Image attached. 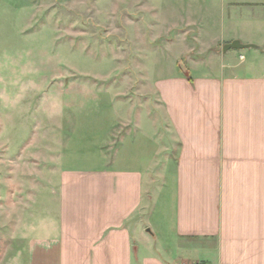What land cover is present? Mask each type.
<instances>
[{"label": "crops", "instance_id": "1", "mask_svg": "<svg viewBox=\"0 0 264 264\" xmlns=\"http://www.w3.org/2000/svg\"><path fill=\"white\" fill-rule=\"evenodd\" d=\"M142 9L160 53L177 48L153 82L160 114L123 121L119 166L61 171L57 200L25 218L15 264H264V0ZM234 40L254 47L223 50ZM169 180L167 216L150 192ZM150 210L176 250L161 247Z\"/></svg>", "mask_w": 264, "mask_h": 264}, {"label": "rangeland", "instance_id": "2", "mask_svg": "<svg viewBox=\"0 0 264 264\" xmlns=\"http://www.w3.org/2000/svg\"><path fill=\"white\" fill-rule=\"evenodd\" d=\"M146 2L0 0V264L22 260L25 218L57 200L62 170L119 166L123 121L160 114L153 82L177 48L155 47ZM172 185L150 192L152 211L157 201L169 215ZM151 210L161 247L176 250Z\"/></svg>", "mask_w": 264, "mask_h": 264}, {"label": "water", "instance_id": "3", "mask_svg": "<svg viewBox=\"0 0 264 264\" xmlns=\"http://www.w3.org/2000/svg\"><path fill=\"white\" fill-rule=\"evenodd\" d=\"M249 48V47H254L252 44H242L238 40H234L228 44H225L223 47V50H228V49H242V48Z\"/></svg>", "mask_w": 264, "mask_h": 264}, {"label": "built area", "instance_id": "4", "mask_svg": "<svg viewBox=\"0 0 264 264\" xmlns=\"http://www.w3.org/2000/svg\"><path fill=\"white\" fill-rule=\"evenodd\" d=\"M179 264H190V263H187V262H185V261H181ZM192 264H201V263H199V262H194V263H192Z\"/></svg>", "mask_w": 264, "mask_h": 264}]
</instances>
